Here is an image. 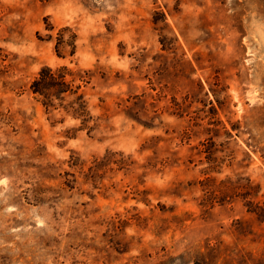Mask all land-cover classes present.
<instances>
[{
  "label": "rangeland",
  "instance_id": "rangeland-1",
  "mask_svg": "<svg viewBox=\"0 0 264 264\" xmlns=\"http://www.w3.org/2000/svg\"><path fill=\"white\" fill-rule=\"evenodd\" d=\"M0 264H264V0H0Z\"/></svg>",
  "mask_w": 264,
  "mask_h": 264
},
{
  "label": "trees",
  "instance_id": "trees-1",
  "mask_svg": "<svg viewBox=\"0 0 264 264\" xmlns=\"http://www.w3.org/2000/svg\"><path fill=\"white\" fill-rule=\"evenodd\" d=\"M60 41L62 40L60 39L58 42ZM72 75V69L67 65L57 67L42 65L30 81L29 90L46 109L62 107L68 114L80 119L79 128L88 127L91 115L83 94L78 92L79 85H74ZM71 95L74 96L73 99L64 103L66 98ZM250 210L255 209L250 208Z\"/></svg>",
  "mask_w": 264,
  "mask_h": 264
}]
</instances>
